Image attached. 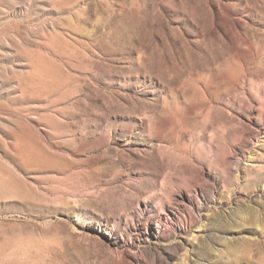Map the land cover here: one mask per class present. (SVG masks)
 Masks as SVG:
<instances>
[{
  "label": "rangeland",
  "instance_id": "374dc122",
  "mask_svg": "<svg viewBox=\"0 0 264 264\" xmlns=\"http://www.w3.org/2000/svg\"><path fill=\"white\" fill-rule=\"evenodd\" d=\"M0 264H264V0H0Z\"/></svg>",
  "mask_w": 264,
  "mask_h": 264
}]
</instances>
